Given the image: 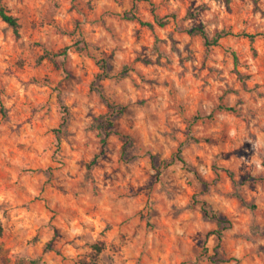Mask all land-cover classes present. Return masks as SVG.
<instances>
[{
	"label": "clouds",
	"instance_id": "1",
	"mask_svg": "<svg viewBox=\"0 0 264 264\" xmlns=\"http://www.w3.org/2000/svg\"><path fill=\"white\" fill-rule=\"evenodd\" d=\"M0 264H264V0H0Z\"/></svg>",
	"mask_w": 264,
	"mask_h": 264
}]
</instances>
